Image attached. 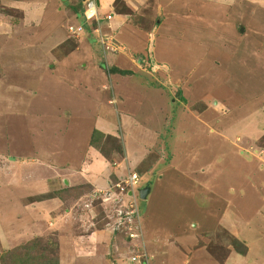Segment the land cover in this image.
<instances>
[{
	"label": "rangeland",
	"instance_id": "rangeland-1",
	"mask_svg": "<svg viewBox=\"0 0 264 264\" xmlns=\"http://www.w3.org/2000/svg\"><path fill=\"white\" fill-rule=\"evenodd\" d=\"M8 1L0 0V114L15 115L25 110L27 85L36 84L39 78L22 71L24 66L31 70V65L25 61L18 65L15 55L19 53L15 51L25 50L28 56L33 58L35 54L37 59L48 55L47 59L52 57L55 61L65 56L77 40L72 38V44L64 43L52 49L66 37L68 27L75 24L64 14L65 8L63 13H55L58 17L51 24L44 26L45 32L24 34L15 20L14 31L8 34L6 20L18 18V12L22 15L26 11L11 8ZM195 1L204 3L200 15L196 13L192 17H198V21L206 19L208 53L214 55L209 51L211 46L217 49L218 45L224 47L227 43L229 51L237 46L232 51V61H227L228 67L232 64L231 74L236 75L227 79L225 90L217 89L209 79L215 76V69L210 75L213 64L210 60L215 61L216 57L208 56V68L203 70L194 63L193 54L196 58L202 55L193 43L198 41H192L193 50L185 57L193 61L183 63L181 58H176L172 73L165 72L160 62L154 71L149 68V74L138 72L137 86L144 104L136 121L146 128L142 132L147 135L142 137L147 142L146 149L138 142L137 134L122 132L115 137L105 135L107 138L103 140L99 137V151L91 144L92 135L90 151H79L83 156L78 165H60L53 175L45 169L33 172L27 169L23 159L14 165L16 152L4 150L13 140L21 144L23 137L19 134L24 131L23 128L22 132L18 129L13 132L6 119V130L0 137V264H151L150 247L146 245L150 222L169 234L188 229L189 235H201L191 249L207 252L211 260L206 261L208 264H225L228 256L236 253L232 247L235 242L229 235L239 239L249 253L235 254L231 264H264V173H258L257 164L247 155L257 144L264 145V138L253 136L255 131L264 132V106L250 107L251 101L261 100L264 95V4L253 7L250 0L228 2L224 5L228 13L224 16L220 7L225 0ZM75 2L78 16L83 1ZM114 8L118 13L131 15L133 25L151 33L163 22L159 0H117ZM247 16L250 19L244 24L250 23V30L243 34L247 32L244 45L249 47V52L243 51L244 45L236 41L242 33H236L235 37L230 34L235 28L240 32L243 22L238 21ZM198 24L189 20L185 22L188 29L181 30L190 37L195 26L197 31L203 28L202 23ZM179 29L176 27L177 32ZM35 34L40 44L21 39ZM84 38L94 39L88 25L81 33V39ZM199 39L202 42L203 36ZM95 55L97 60L99 55L97 52ZM236 66H243L244 72L237 71ZM204 70L208 73L206 77ZM198 83L203 84L204 91L199 90ZM222 96L230 97L238 106L232 103L227 109L221 102L213 106L215 100H209ZM220 120L226 123V128L215 124ZM35 146H40L38 138ZM35 146L31 152L37 151ZM134 175L139 177L137 186L129 183ZM157 178L164 180L156 183L149 199L143 201L141 190L150 187ZM43 180H51L49 190L34 196L36 191L44 193ZM133 203L139 208L141 227L130 229L127 223L122 224L125 222L120 220L119 212H123L122 218L127 217ZM226 207H229L230 225L238 232L235 236L219 226L221 211ZM99 231L95 236L97 244L93 246L92 233ZM128 233H134L136 238L130 239ZM180 248L186 256H191L192 250ZM156 250L160 252L159 248ZM137 255L141 256L140 263L133 262Z\"/></svg>",
	"mask_w": 264,
	"mask_h": 264
},
{
	"label": "crops",
	"instance_id": "crops-1",
	"mask_svg": "<svg viewBox=\"0 0 264 264\" xmlns=\"http://www.w3.org/2000/svg\"><path fill=\"white\" fill-rule=\"evenodd\" d=\"M98 1V17L100 20L98 24L94 22V18L90 17V15L88 17L89 23L85 20L83 4L81 11H78V16H76L78 3L76 5L75 0H24L23 2L9 0L7 2L11 8L17 11L26 10L22 15L18 12V18L12 17L6 20L7 28L5 30L8 34H11L12 30L14 31L15 20H18L19 27L24 29V34H26L27 31L30 33L45 32L46 28H44V26L51 24L52 21L55 20L54 18L58 17L55 13H63V8H65L64 14L68 15L69 20L75 22V24L68 27L66 37H62L60 42L52 49L68 41H72L70 40L72 38L77 40L75 51L55 61H52V57L47 59L48 55H44L42 59H37L35 54L33 58L28 56L25 50L22 52L15 51L19 53L15 55L16 58H18L17 60H19V63H17L18 65H20L21 61H25L31 65L32 69L29 70L24 66L25 63L21 64L25 67L22 71L24 73L34 74L37 78L39 76V78L37 79L38 81L36 80V84L27 85L28 90H26L24 111L19 113L15 112V115H7L8 112L5 113L6 115L0 114V121H2L0 123V137L4 136L2 134H4L6 130V119L13 132H16L17 129L19 132H22L24 128V131L19 134L23 137L21 144L18 145L17 141L13 140V142L8 144L4 149L6 153H10L11 151L16 152L17 159L13 161L14 165L16 162L18 163L20 159H23L21 161L27 163L28 170L35 172L38 169H45L52 173L51 175L54 174L55 170H57L60 165H78L81 163L83 156L80 155L79 151L85 150L83 151L84 153L90 151L88 148H90L91 137L95 131L104 134V136L113 137L121 135L122 132L126 134L134 132L138 135V142L144 144V148L146 149L147 142L142 138L143 136H147L145 134L142 135V132L144 133L146 128L136 121L137 115L141 112L144 104V98L137 86L140 78L138 77V72L143 71L149 74L150 71L149 65L147 66L145 63L141 64L138 61L140 58H143V56L151 60V69L160 62L164 64L166 68L165 72L168 71L172 73V70L175 68L173 64H175L176 58H181L183 63H185L186 60H192L191 58L185 59V57H188L190 51L193 50L191 49L192 41H198L193 43L195 46L198 45L197 53H201L202 55L196 58L193 54L194 63H198L196 65L198 69L203 70V68H208L207 57H216L215 61H213L214 59L210 60L211 63H213L210 64L212 65L210 67V75L215 69V76H210L209 79L214 83L217 89L220 91L225 90L226 85L229 83L227 79L231 78V75H236L231 74L230 68H232V64L228 67L227 61H232L231 54L233 50L237 49V46L229 51L228 47H230V45L224 43V47L218 45L217 49L211 46L209 51L213 52L214 55H210L207 51L208 46H206L207 41L205 33L206 19L204 18L202 21H198V17H192L193 14L195 16L198 14L200 15L204 7L203 2L195 0H159L163 22L156 32L151 33L148 30L133 25L130 22L131 15L116 12L114 7L117 0ZM242 1L247 2L248 0H225L224 3L222 1L223 6L220 8L223 10L221 13L224 16L227 15L228 12L224 10V5L228 4V2H235L237 4ZM254 4H264V0H250V5L254 7ZM227 7H229V5H227ZM109 15H113L110 22L106 21ZM247 19H250V17L247 16L244 19H239L238 23L243 22V25L239 27L240 32H238L235 27L234 33L229 32L232 37H235L236 33H242L239 34L238 37L236 36V41L241 43L240 46L244 45L245 36L247 34V32L245 34H243V32L247 29L250 30V23L248 26L244 24V21ZM189 20L194 24L202 23L204 29L201 28L197 31V26H195V28L191 29L192 35L186 37V34H183L181 29L185 31L188 29L185 26V22ZM87 25L89 32L94 36L92 41H88V38L81 39V33L85 30V26ZM198 26L200 28V24H198ZM176 27L180 28L178 32L176 31ZM71 28L76 30V34L70 32ZM79 29H81L80 32H78ZM97 29H100L103 34L108 35L115 41L116 47H119L118 52L106 51L103 46L97 43L94 34ZM183 35L184 37H182ZM10 36H8L7 39H9ZM16 36L18 37L19 35ZM201 36H203L202 42L199 39ZM21 39L23 41L32 40L33 43L31 44H40L36 41V34L34 37L31 36ZM30 49L37 50L39 48L31 47ZM242 49L245 52H249V47L246 45H244ZM242 49L241 52L244 53ZM94 50L95 53L97 52L99 55L97 60ZM101 61H104L109 69L117 68L121 71L131 72L133 75L121 76L106 74L99 66ZM187 63H189V61H187ZM200 65H202V68ZM236 69L237 71L244 72L243 66H241V68L236 66ZM203 72L206 77L208 73H206L205 70ZM25 81H28L27 77H25ZM200 85L201 87H199ZM197 86L201 92L204 91L203 84L198 83ZM109 89H111V91ZM230 91H232V95L233 90ZM261 96V100L255 101L254 103L251 101L250 107L254 106V104H257V106H264V95ZM210 99L215 100V102L212 101L213 106L219 105L218 102L225 105L227 109H229L228 106H233L232 103L238 106L230 97L225 98L222 96L209 98V100ZM220 99H222V101ZM239 101H241V99ZM215 124H218L221 129L227 126L226 123L221 122V120L216 121ZM150 132L152 133L153 131ZM237 135L238 134L235 136L237 137ZM220 136L224 139H229V136L227 138L221 133ZM253 136H259V138L262 139L264 138V132L260 134L259 130L255 131ZM37 138L40 140L39 148L35 146ZM33 145L37 150L35 152H31L30 150ZM245 150H247V148H245ZM249 150L250 148L248 151ZM251 151L252 152L247 155L257 164L256 168L258 173L263 174L264 145L257 144V148H253ZM258 163L263 165L260 167ZM158 179L159 178L155 179V182H153L154 184L152 185L150 195L154 192L155 184L159 183L160 180H164L162 178H160V180ZM43 183L42 186H44V188L42 191L44 192L45 189L49 190L51 180L48 182L43 180ZM252 183L254 184V181H252ZM255 185L256 184L253 186ZM46 192L47 191L40 193L36 191L34 196L38 195L37 197H39L41 196L40 194H45ZM228 208L229 207H226L225 210L222 209L219 226H223L222 228L225 231L235 236L238 232L230 225L232 221L229 220L230 214L227 212ZM151 224L152 222H150L146 232V245L150 247V250H148L150 253H148V255L152 260L151 264H155L157 261V263L165 261L166 264H208L206 261L211 262L210 255L204 252V250L191 249L199 242L198 239L201 235L197 233L189 235L188 229H186L185 232L184 230L178 229V231H171V234H169V231L157 229L151 226ZM97 233H100V231L92 233L91 242L93 246L97 244L95 238V236H98ZM239 237L243 240L242 236L239 235ZM180 247H182V249L188 248L192 250L191 256H186L183 252L184 250L182 251ZM156 248H159L161 253L158 252ZM249 252L251 254L252 250ZM235 254L238 255L232 252L230 256H228L229 259L225 264H231ZM156 258L158 259L156 260ZM251 260H253V258H250V261Z\"/></svg>",
	"mask_w": 264,
	"mask_h": 264
},
{
	"label": "built area",
	"instance_id": "built-area-1",
	"mask_svg": "<svg viewBox=\"0 0 264 264\" xmlns=\"http://www.w3.org/2000/svg\"><path fill=\"white\" fill-rule=\"evenodd\" d=\"M82 1H83V8L85 11L84 12L85 17L88 19L89 15H90V17L94 18V22L98 24L100 22L99 17H98L99 1L98 0H82ZM112 17H113V15H109L106 18V21L110 22L112 20ZM80 31H81V29L78 30V32H80ZM70 32L72 34H76V30H74V28H71ZM95 34L97 36V40H98L99 44L101 46H103L106 49V51H108V50L113 51V52L119 51V47H116L115 41L112 38H110L108 35L103 34L100 29L95 30ZM138 61L141 64L145 63V64H147V66L149 65V68L151 69V66H150L151 60L148 59L147 57L140 58ZM152 69L154 70L155 68L152 67ZM129 183H131V185H133V186H137L139 184L138 175L132 176L131 179L129 180ZM135 207H136V205L133 203V205H132L133 210L131 211L130 214L129 213L127 214V217L125 216L124 218H122V216H124L123 212H119L120 220L125 222L122 224L127 223L126 225H128V228L130 227V229L132 227H136V226L141 227V214H140L139 208L138 207L135 208ZM130 232H131V230H130ZM128 234H129L130 239L136 238L134 233H128ZM140 260H141L140 255H137L133 258L134 263H136V262L140 263Z\"/></svg>",
	"mask_w": 264,
	"mask_h": 264
},
{
	"label": "trees",
	"instance_id": "trees-1",
	"mask_svg": "<svg viewBox=\"0 0 264 264\" xmlns=\"http://www.w3.org/2000/svg\"><path fill=\"white\" fill-rule=\"evenodd\" d=\"M73 42L72 41H68L67 43H65L66 45L68 44H72ZM77 47V44L76 43H73L72 45V48L68 51H66V55L67 54H70L71 52H73ZM146 56H143V58H145ZM99 66L101 69H103L106 74H109V75H121V76H129V75H133L131 72H125V71H121L117 68H112V69H109L107 67V65L104 63V61H101L99 63ZM99 137L100 139H104V138H107L106 136H104V134H101L100 132L98 131H95L94 134H93V137H92V141H91V144L94 148H96L97 150H101V147H100V142H99ZM110 138V137H108ZM113 139V138H111ZM153 185V184H152ZM150 185V189L152 188ZM152 191V190H151ZM151 193V192H150ZM231 237V239H233V241L235 243H233L232 247L235 249L236 253H238L239 255H243V256H246L247 253H248V249L246 248V246L243 244V243H240V241L238 239H236L235 237H232L231 235H229ZM243 248V249H241Z\"/></svg>",
	"mask_w": 264,
	"mask_h": 264
},
{
	"label": "water",
	"instance_id": "water-1",
	"mask_svg": "<svg viewBox=\"0 0 264 264\" xmlns=\"http://www.w3.org/2000/svg\"><path fill=\"white\" fill-rule=\"evenodd\" d=\"M150 192H151V189L149 187L141 190V199L143 201H146L149 197Z\"/></svg>",
	"mask_w": 264,
	"mask_h": 264
},
{
	"label": "clouds",
	"instance_id": "clouds-1",
	"mask_svg": "<svg viewBox=\"0 0 264 264\" xmlns=\"http://www.w3.org/2000/svg\"><path fill=\"white\" fill-rule=\"evenodd\" d=\"M83 11H84V8H83ZM84 18H85V20H87V22H88V19L85 17V15H84ZM94 32V31H93ZM94 34H95V32H94ZM95 39L97 40V36H96V34H95ZM97 42H98V40H97ZM98 44H99V42H98ZM100 45V44H99ZM101 46V45H100Z\"/></svg>",
	"mask_w": 264,
	"mask_h": 264
}]
</instances>
